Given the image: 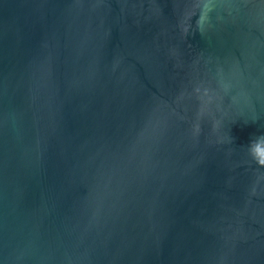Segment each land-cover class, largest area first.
I'll return each instance as SVG.
<instances>
[{
    "label": "water",
    "instance_id": "1",
    "mask_svg": "<svg viewBox=\"0 0 264 264\" xmlns=\"http://www.w3.org/2000/svg\"><path fill=\"white\" fill-rule=\"evenodd\" d=\"M262 136L264 0H0V264H264Z\"/></svg>",
    "mask_w": 264,
    "mask_h": 264
},
{
    "label": "clouds",
    "instance_id": "2",
    "mask_svg": "<svg viewBox=\"0 0 264 264\" xmlns=\"http://www.w3.org/2000/svg\"><path fill=\"white\" fill-rule=\"evenodd\" d=\"M211 9L212 7L210 3H204L202 6L201 14L198 19L201 32L205 30V22L209 19L208 11ZM250 153L255 161L264 165V136L258 138L256 142L252 144Z\"/></svg>",
    "mask_w": 264,
    "mask_h": 264
}]
</instances>
